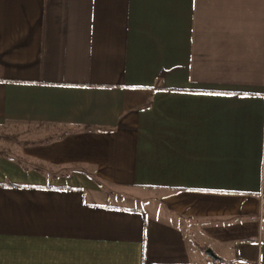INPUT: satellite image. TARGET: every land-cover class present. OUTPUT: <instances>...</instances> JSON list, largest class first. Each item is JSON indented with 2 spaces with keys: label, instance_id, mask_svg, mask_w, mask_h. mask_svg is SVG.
Instances as JSON below:
<instances>
[{
  "label": "crops",
  "instance_id": "0c3cea01",
  "mask_svg": "<svg viewBox=\"0 0 264 264\" xmlns=\"http://www.w3.org/2000/svg\"><path fill=\"white\" fill-rule=\"evenodd\" d=\"M0 264H264V0H0Z\"/></svg>",
  "mask_w": 264,
  "mask_h": 264
},
{
  "label": "rangeland",
  "instance_id": "374dc122",
  "mask_svg": "<svg viewBox=\"0 0 264 264\" xmlns=\"http://www.w3.org/2000/svg\"><path fill=\"white\" fill-rule=\"evenodd\" d=\"M22 128H1L0 129V150L7 151L8 153H15L19 146H21V140L19 131Z\"/></svg>",
  "mask_w": 264,
  "mask_h": 264
}]
</instances>
